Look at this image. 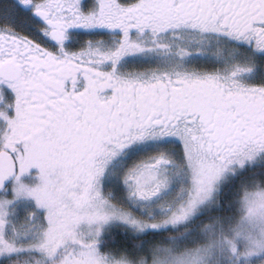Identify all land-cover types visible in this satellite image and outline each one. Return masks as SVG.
<instances>
[{"label": "snow or ice", "instance_id": "6c2138e0", "mask_svg": "<svg viewBox=\"0 0 264 264\" xmlns=\"http://www.w3.org/2000/svg\"><path fill=\"white\" fill-rule=\"evenodd\" d=\"M0 264H264V0H0Z\"/></svg>", "mask_w": 264, "mask_h": 264}]
</instances>
